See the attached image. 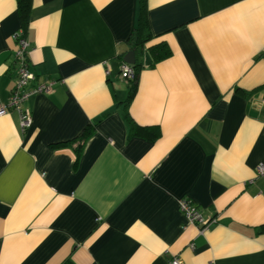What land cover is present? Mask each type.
I'll return each instance as SVG.
<instances>
[{
    "label": "crops",
    "instance_id": "0c3cea01",
    "mask_svg": "<svg viewBox=\"0 0 264 264\" xmlns=\"http://www.w3.org/2000/svg\"><path fill=\"white\" fill-rule=\"evenodd\" d=\"M140 15L139 0H30L24 21L0 0V104L17 32L27 88L55 81L25 101L27 129L0 115V264H264V0H145L129 98ZM181 198L214 221L200 232Z\"/></svg>",
    "mask_w": 264,
    "mask_h": 264
},
{
    "label": "built area",
    "instance_id": "2783aa9c",
    "mask_svg": "<svg viewBox=\"0 0 264 264\" xmlns=\"http://www.w3.org/2000/svg\"><path fill=\"white\" fill-rule=\"evenodd\" d=\"M13 59L15 68V79L7 100L0 104V115L6 114L10 110H15L19 114V125L22 130L27 129L32 123L31 111L24 107L25 101L32 94L49 92L52 89L54 80L41 82L32 88H27L30 81L35 78V74L30 69L29 62V43L22 32L14 34ZM120 74L127 80H133L136 73L132 65L122 62ZM257 172L264 175V164L257 166ZM181 213L184 215L188 223L195 224L202 232L207 228L208 224L214 220L203 217L201 211L195 203L189 198H181L178 200ZM165 264H184L178 255H172Z\"/></svg>",
    "mask_w": 264,
    "mask_h": 264
},
{
    "label": "trees",
    "instance_id": "16d2710c",
    "mask_svg": "<svg viewBox=\"0 0 264 264\" xmlns=\"http://www.w3.org/2000/svg\"><path fill=\"white\" fill-rule=\"evenodd\" d=\"M18 2V8L21 16L24 18V21H26L29 9H30V0H17ZM140 6H141V15H140V22H139V27L136 28L135 35L133 39L130 42L131 48L134 52H143L144 50V43L150 39V33L142 20V13L145 5V0H139ZM149 51L152 54V57L154 58V61L160 60L161 58H164L170 54V51L167 47L166 44H159L157 46H151L149 47ZM139 64L137 61H135L134 64H132V67L135 70L136 77L133 80H128L130 82V91H129V98L132 97L133 93L135 92L136 89V83H137V78H138V66ZM130 128L131 130L136 128V125L133 124L129 120ZM62 264H72L70 260H66Z\"/></svg>",
    "mask_w": 264,
    "mask_h": 264
},
{
    "label": "water",
    "instance_id": "95a60500",
    "mask_svg": "<svg viewBox=\"0 0 264 264\" xmlns=\"http://www.w3.org/2000/svg\"><path fill=\"white\" fill-rule=\"evenodd\" d=\"M124 62L130 65L135 63V52L133 50H129L125 53Z\"/></svg>",
    "mask_w": 264,
    "mask_h": 264
}]
</instances>
